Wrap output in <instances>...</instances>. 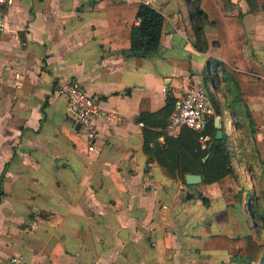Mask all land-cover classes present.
Returning <instances> with one entry per match:
<instances>
[{"label":"crops","instance_id":"obj_1","mask_svg":"<svg viewBox=\"0 0 264 264\" xmlns=\"http://www.w3.org/2000/svg\"><path fill=\"white\" fill-rule=\"evenodd\" d=\"M107 1L144 0H10L0 4L1 227L15 220V213L28 212L37 220L35 228L42 227L45 237L61 243L57 254L61 264H163L167 252L160 228L171 232L169 226L161 225L160 213L167 214L169 202L180 200L184 183L166 176L144 153L140 102L147 99L149 109L157 111L168 92L178 99L194 78L203 79L201 73L211 69L212 58L214 62L220 59L219 49L211 45L216 32L210 25L205 27L209 45L200 51L193 45L186 0H150L164 14L176 15L182 5L184 28L176 25V18L170 19L159 51L137 64L136 54H124L129 48L102 42L111 33L104 11ZM231 2L235 6L227 13L242 14L248 37L244 60L263 84L264 10L249 13L244 0ZM169 58L188 59L191 69L177 67ZM69 80L78 81L99 108L91 142L75 128L67 99L57 92ZM256 91L250 93L246 105L264 121V91ZM216 92L223 99V92L218 88ZM212 184L202 186L208 189ZM186 194L191 201L193 196ZM44 213L60 219L49 225L42 220ZM201 214L202 220L197 218L200 213L191 215L190 227L198 224L205 234L193 235L190 229L183 233V241L191 245L196 240L187 252L198 251L203 261L215 258L202 264H219L223 250L205 249L203 243L209 234L221 232H211L212 225L205 221L207 212ZM50 230L52 236L47 234ZM27 253V264H41L48 257L32 254L30 249ZM21 254L12 247L9 264H18Z\"/></svg>","mask_w":264,"mask_h":264},{"label":"trees","instance_id":"obj_2","mask_svg":"<svg viewBox=\"0 0 264 264\" xmlns=\"http://www.w3.org/2000/svg\"><path fill=\"white\" fill-rule=\"evenodd\" d=\"M244 1L249 13L262 10L263 0ZM181 6L177 14L172 15L164 14L143 2L107 1L104 11L108 21L107 29L111 33L102 42H109L111 47L122 44V47L136 51L135 58L137 64H140L143 58L151 57L159 51L165 41L170 19L176 18V25L184 28ZM185 6L192 25L193 45L198 50L204 51L209 45L204 33L205 27L210 25L216 32L211 45L219 49L220 59L208 69L211 87L203 77L214 105V114L206 116L201 131L182 127L177 136L171 137L166 134L165 127L176 107L177 97L168 92L165 104L157 111H151L148 100L142 99L139 121L143 124V151L149 160L158 163L166 176L184 184L188 173L200 174L202 184H220L227 196L233 197L240 205L244 202L248 210H255L252 216L256 218L259 231L264 233V210L259 209L251 191L247 194L248 189L235 182L236 171L232 160L236 154L239 156L240 152L243 153L242 146L230 145V136L223 123L225 113L245 115L252 128L257 123V113L246 105L250 98L245 85L259 83L262 78L251 73L244 60L243 47L248 43V37L242 14L227 13L235 6L230 0H186ZM167 60L177 67L191 69L188 59ZM217 88L223 92V99L213 93ZM215 117L220 119V138L215 137L218 129ZM199 135L209 136L205 146L199 142ZM160 137H163L162 141ZM200 198L204 205L208 204L206 197L200 194ZM59 219L58 215L49 213L42 216V220L49 225H56ZM61 248L60 242L54 244V257ZM203 248L223 250L233 258L245 261V264H264V236L257 241L252 233L234 236L226 233L209 234L204 239ZM56 263L54 259L51 262Z\"/></svg>","mask_w":264,"mask_h":264},{"label":"rangeland","instance_id":"obj_3","mask_svg":"<svg viewBox=\"0 0 264 264\" xmlns=\"http://www.w3.org/2000/svg\"><path fill=\"white\" fill-rule=\"evenodd\" d=\"M262 10H264V0ZM213 60L214 58H212V62L214 63ZM201 75L206 79L207 85L211 87L212 82L208 75V69L203 70ZM195 79L196 78H194V80ZM194 80L191 83H194ZM245 87L248 92V97L250 93L254 94L256 89L257 91H264V83L262 84L261 82L247 84ZM213 93L216 95L218 94L215 91ZM256 120L257 123L252 128L250 122L243 114L242 116L238 114L232 116L231 114L225 113L223 117L224 127L228 130L226 133L230 136V145H241L243 151V153H239V156H236V154L232 160L236 171L235 182L238 186H243L245 187L244 189H248L247 194L251 191L253 198L255 197L257 201L256 203L259 209L264 210V121L263 118L259 116V113H257ZM233 127L235 130H233ZM203 187L204 185L202 186V183L192 184V186H185L183 184L181 187L180 200L169 202V208L166 211L167 214L160 213L161 225L164 223L163 225H166V227L169 226L171 232L168 233L167 231L169 230H164L162 226L160 228L159 235H161L163 239V244L166 248L165 252H167L164 254L165 258L163 264H166V262L167 264H202L215 261L213 257L208 260L209 262L203 261V259L199 257L198 251L187 252V249L196 245V240L193 239V241L190 242L191 245H188V241H183L185 237L183 233H187L190 229H193V235L204 233L201 227L198 228V224L194 228H191L190 219L191 215H199V213L200 215L197 216V218L199 220L204 219V214L201 213L205 211L207 212L205 216L206 224L212 225L209 229L211 232L216 231L233 236L252 233L257 241H260L264 236V233L259 231L256 218L252 216L255 210L250 211L245 207L244 202L243 205H240L238 201L233 200V197L227 196L218 183H214L211 186L209 185V188L206 187L208 189ZM187 191H192L194 193L191 201H187L185 198ZM199 194L206 195L205 197L208 199L207 205H204L202 200L198 198ZM189 204H192V207L196 209L195 212L190 211ZM38 212L39 211L35 212V216L38 215ZM5 215L8 216V213H5ZM14 219L13 221L10 220L8 223H5L6 225L3 228L1 227L3 222H0V264H9L8 255L12 247L20 249L22 253L20 257H18V264H27L25 256L28 254L27 251H29V249L32 254L40 252L42 255L45 254L48 256L47 259H45L46 261L43 260L41 264H51L53 259L57 262L56 264H61L57 260L58 255L54 257L52 254L54 243L51 237L49 238L46 236L47 239L44 236L45 233L42 227L35 228V223L33 221L37 220H34V217L31 215L28 216V212L15 213ZM2 220L5 219L2 218ZM53 228L55 229V226H53ZM179 231L182 234L177 233ZM194 232H196V234H194ZM52 233L51 230L49 233L47 232V234H51V236L53 235ZM172 235L175 236L173 241L171 240ZM219 252L223 254V257L218 259L219 264H245V261L233 258L225 251ZM33 257L34 256H32V258ZM36 261L38 262L39 260Z\"/></svg>","mask_w":264,"mask_h":264},{"label":"built area","instance_id":"obj_4","mask_svg":"<svg viewBox=\"0 0 264 264\" xmlns=\"http://www.w3.org/2000/svg\"><path fill=\"white\" fill-rule=\"evenodd\" d=\"M10 0H0V4ZM143 3L150 4V0ZM57 92L65 95L67 110L74 123L79 124L80 135L91 142L96 136V118L99 108L94 98L89 95L78 81L69 80L60 84ZM214 114V105L207 90L204 80L197 78L193 84L185 89L178 97L176 107L171 113L165 132L168 136L175 137L182 127L201 131L205 125L206 116ZM202 146L207 144L209 136L199 135Z\"/></svg>","mask_w":264,"mask_h":264},{"label":"water","instance_id":"obj_5","mask_svg":"<svg viewBox=\"0 0 264 264\" xmlns=\"http://www.w3.org/2000/svg\"><path fill=\"white\" fill-rule=\"evenodd\" d=\"M124 54L130 56V55L137 54V52L134 51V50L127 49V50L124 51ZM219 123H220L219 117H215V126L218 128L217 131H216V135H215L216 138H220L221 134H222V131L219 128V126H220ZM78 127H79V124L76 123L75 128H78ZM185 182L187 184H198V183L202 182V177H201L200 174L188 173V174L185 175ZM192 196H193V194L190 193V192H188L186 194V197H188V198H190Z\"/></svg>","mask_w":264,"mask_h":264}]
</instances>
